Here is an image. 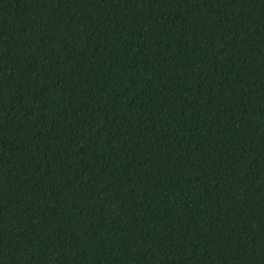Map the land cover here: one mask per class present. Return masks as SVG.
I'll list each match as a JSON object with an SVG mask.
<instances>
[{"label": "trees", "instance_id": "1", "mask_svg": "<svg viewBox=\"0 0 264 264\" xmlns=\"http://www.w3.org/2000/svg\"><path fill=\"white\" fill-rule=\"evenodd\" d=\"M0 264H264V0H0Z\"/></svg>", "mask_w": 264, "mask_h": 264}]
</instances>
